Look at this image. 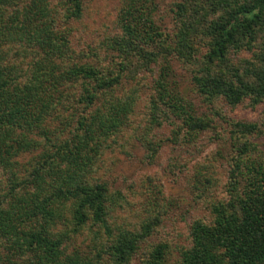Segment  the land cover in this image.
<instances>
[{
	"label": "trees",
	"instance_id": "16d2710c",
	"mask_svg": "<svg viewBox=\"0 0 264 264\" xmlns=\"http://www.w3.org/2000/svg\"><path fill=\"white\" fill-rule=\"evenodd\" d=\"M174 10L177 33L160 43L145 6L129 1L118 31L87 48L90 64H75L66 24L81 18L82 0H0V264H129L139 251V264H167L166 244H145L162 211L147 210L134 223L120 220L123 195L91 178L98 155L116 144L109 138L134 98L119 100L112 91L172 57L193 68L191 83L207 105L247 100L254 107L264 100V0H183ZM2 40L10 47L33 44L38 53L26 63L19 49L1 51ZM241 51L249 58L228 57ZM153 91L144 122L158 125L172 114L181 120L174 136L183 128L186 134L213 128L170 95L162 78ZM229 126L238 138L257 131L255 124ZM136 139L150 162L160 143ZM235 148L226 201L210 206V223L189 226V246L175 264H264V164H243L254 148L246 141ZM82 234L95 254L68 257L66 244Z\"/></svg>",
	"mask_w": 264,
	"mask_h": 264
},
{
	"label": "rangeland",
	"instance_id": "374dc122",
	"mask_svg": "<svg viewBox=\"0 0 264 264\" xmlns=\"http://www.w3.org/2000/svg\"><path fill=\"white\" fill-rule=\"evenodd\" d=\"M129 1L145 6L160 34V43H171L178 30L174 5L183 0H82L81 18L66 24L71 29L69 44L78 55L75 64H90L85 56L87 48L95 47L98 42L118 31L117 18ZM64 25L57 23L55 27L61 29ZM9 41L14 43L12 38ZM24 44L20 48L17 45L10 47L2 40L1 51L9 56L19 49L26 56L24 62L27 63L30 57L38 53V47L29 44L24 48ZM204 50H200L196 60H200ZM249 56L250 53L246 51L228 53L232 61ZM192 70L191 66L166 57L151 65L148 72L140 73L135 82L127 80L112 91L114 98L123 101L125 96L133 95L132 106L119 116L121 123L118 133L109 138L116 140V144L102 150L103 154L98 153L91 174L94 181L104 182L109 191H118L123 195L127 210L115 213L120 220L124 218L125 222L134 223L137 218L148 217L147 210L162 211L155 232L145 244H166L167 264H175L179 259L178 251L189 246V226L194 221L210 223V206L218 201H226L228 174L232 161L237 157L236 145L246 141L254 146L243 160L245 166L264 164V100L254 107H250L247 100L234 107L221 99L207 105L193 88ZM163 73L165 77L161 76ZM159 75L170 95L182 101L183 106L187 103L188 111L195 117L210 121L211 130L186 134L183 128L178 136H174L181 120L172 114H168L166 122L156 121L158 125L155 121L144 122L149 120V111L144 107L148 97L155 95L153 88L155 81L160 79ZM235 122L255 124L257 131L238 138L229 126ZM65 134L60 137L64 138ZM141 136L147 137L151 143H160L150 162L136 139ZM27 157L30 156L22 155L23 161ZM89 247L88 238L82 234L66 244L64 253L68 257L90 258L95 250L90 251ZM140 257L141 251L129 264H139Z\"/></svg>",
	"mask_w": 264,
	"mask_h": 264
}]
</instances>
